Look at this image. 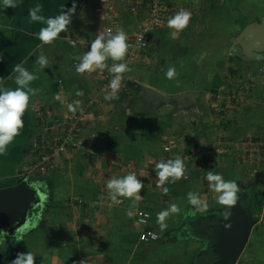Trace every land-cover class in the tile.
Masks as SVG:
<instances>
[{
    "label": "crops",
    "instance_id": "obj_1",
    "mask_svg": "<svg viewBox=\"0 0 264 264\" xmlns=\"http://www.w3.org/2000/svg\"><path fill=\"white\" fill-rule=\"evenodd\" d=\"M165 2L174 9V14L181 8L190 11V23L174 36V30L167 27L170 17L167 16L151 32L147 47L129 65L132 70L124 74L118 100L104 99L112 79L106 69L79 75L74 64L79 63L77 57L89 50L101 28L113 31L122 28L129 40L148 18L144 5L137 7L135 13L130 11L133 0H19L16 8L5 9L0 5L3 86L16 87L13 67L19 63L38 76L30 86L40 90L31 97L21 134L9 146L7 154L0 156V189L27 182L36 191L38 200L20 225L0 231V264H11L18 253L27 251L35 254V264H80L81 261L85 264H184L189 249L185 248V241L176 242L179 245L167 241L169 234L176 233L183 223L186 232L193 233V239L202 243L197 236L201 229L195 228V224L219 217L218 212L224 209L208 188L205 177L209 170L226 180L237 181L243 188L240 198L247 200L245 204L254 219L245 248V264H264V225L255 229V212L264 209V162H242L243 157L234 153V142L239 138L252 134L264 141V102L242 106L243 110L225 116L224 106L216 105L215 111L211 107L215 105H205L204 100L210 101L209 96L214 94L203 83L209 77V85L214 81L221 84L227 77L248 70V67L240 69L244 63L229 54L231 41L239 34L222 36L221 25L216 26L222 20L220 14L224 15L229 8L233 14L230 30L237 31L242 21L247 24L239 26L246 27L264 17L262 13L246 19L254 8L264 11V0ZM73 3L76 11L68 30L60 33L53 44H41L36 34L46 25L31 22L29 9L40 4L41 14L53 17L71 8ZM239 6L242 10L237 13L231 9ZM204 52L206 57L197 63ZM40 55L49 60L45 69L35 63ZM170 66L176 68V79L165 76ZM77 90H82L84 95L77 96ZM150 91L161 94L167 101L155 104ZM57 95L61 100L55 99ZM181 95L194 97L180 103L173 100ZM219 96L218 89L213 101L216 98L218 101ZM76 101L80 102L79 108L85 109L79 147L58 158L44 174L27 175L29 165L42 152L34 144L40 145L43 140L50 144L55 135L64 132L63 123L70 112L67 105H76ZM89 101L93 104L88 105ZM211 109L218 120L217 136H212L209 128L212 123L205 115ZM195 118L198 123L192 125L198 131H185L184 127L191 125ZM176 156L183 158L189 178L166 184L169 192L164 194L157 187L155 163ZM129 172H135L144 184L140 193L143 199L135 206L131 199L119 198V203L112 202L106 188L109 178ZM189 191L206 199L209 209L186 219L184 213L191 209L186 198ZM172 203L181 211L167 219V229L161 232L156 223L157 213ZM136 210L150 214L146 226L136 222ZM41 212L45 214L38 221L36 218ZM142 230L155 231L157 241L140 242L138 235ZM47 240L53 241V245L48 247ZM194 260L197 264L196 257Z\"/></svg>",
    "mask_w": 264,
    "mask_h": 264
},
{
    "label": "clouds",
    "instance_id": "obj_2",
    "mask_svg": "<svg viewBox=\"0 0 264 264\" xmlns=\"http://www.w3.org/2000/svg\"><path fill=\"white\" fill-rule=\"evenodd\" d=\"M0 5L5 9L16 8L19 5V0H0ZM43 6L36 4L29 9V18L33 23H41L46 25L41 27L36 34L37 38L43 45L53 44L60 36V33L68 30L72 16L76 11V4L73 3L71 8L63 10L60 14L53 17H45L42 15ZM191 12L181 8L173 16L167 20V27L174 30L173 35L186 29L191 20ZM139 46H143L140 44ZM133 47L128 42V35L122 29L117 27L115 31L112 28H101L92 40L89 50L77 57L79 63L75 66V71L79 75L91 74L97 71L103 72L105 69L111 74L107 87L110 89L104 96L105 100H118L119 90L122 87L125 79L124 74L132 69L128 63L124 62L129 50ZM207 53H201L197 63L202 62ZM111 60L113 63L109 65L107 62ZM35 63L40 69H45L49 66V60L45 55L37 57ZM15 73L14 82L16 87L7 88L3 86V78H0V156L6 155L9 146L19 136L24 128L23 117L31 104V97L37 95L39 89H34L30 85L38 79V76L26 69L22 64H15L13 67ZM166 78L172 80L178 77L175 66L168 67L165 72ZM179 81L177 80V85ZM77 96H83L82 90L76 91ZM57 100L61 97L57 95ZM63 102V101H61ZM78 106L79 101L75 102ZM69 111L75 112L76 107L73 104L67 105ZM155 173L157 177V187L163 189L164 194L169 192L166 184H175L182 178H186L187 166L180 156L167 160L161 159L155 163ZM208 182V188L215 193L217 204L223 206L224 210L220 213L223 220H229L232 216V208L237 205L240 200L241 188L235 180H226L221 174L209 170L205 177ZM109 199L114 203H119V198L131 199L133 206L143 199L140 194L144 188V184L138 178L135 172H129L121 177H111L106 182ZM187 202L191 209L184 213L185 218H195L198 214L206 213L209 209V204L206 199L202 198L199 193L189 191L187 193ZM180 207L172 203L167 208L162 209L157 213L156 223L160 231L164 232L167 229V219L179 214ZM132 215L131 212L128 213ZM226 229L231 228V224H224ZM6 234V233H5ZM2 244V242H0ZM35 254L31 251L26 253H18L17 257L11 264H35ZM80 264H85L81 261Z\"/></svg>",
    "mask_w": 264,
    "mask_h": 264
},
{
    "label": "water",
    "instance_id": "obj_3",
    "mask_svg": "<svg viewBox=\"0 0 264 264\" xmlns=\"http://www.w3.org/2000/svg\"><path fill=\"white\" fill-rule=\"evenodd\" d=\"M231 52L244 59L264 58V17L243 29L232 45ZM150 93L155 104L167 101L155 91ZM193 97L194 95H181L173 100L180 103L183 99ZM36 195V191L27 182L0 189V231H9L20 225L26 215L33 211L34 204L38 201ZM227 223L231 224L230 229L224 227ZM253 226L254 219L241 197L232 208L229 220H223L219 216L202 225L198 234L200 240L207 242V247L196 256V260L203 257L208 264H236L246 248Z\"/></svg>",
    "mask_w": 264,
    "mask_h": 264
},
{
    "label": "built area",
    "instance_id": "obj_4",
    "mask_svg": "<svg viewBox=\"0 0 264 264\" xmlns=\"http://www.w3.org/2000/svg\"><path fill=\"white\" fill-rule=\"evenodd\" d=\"M166 0H133L134 6L130 8L132 13H135L137 7L144 5L146 8L148 18L144 24H141L136 32L130 37L128 42L133 45L129 50L128 55L125 58L126 63L130 65L137 57L138 53L145 49L148 44L149 36L152 31L159 27L167 16L174 15V9L168 7ZM142 44L143 46H139ZM77 64H74V69ZM222 88L221 90H223ZM93 102L89 101L88 105H92ZM75 112H69L63 123L64 132L59 133L53 137L52 143H46L44 140L41 144H34L35 148H42L40 157L33 163H31L26 171L27 175L33 176L34 174H44L48 169L52 168L58 158L66 155L69 151H73L79 147V135L80 124L83 118L85 109L79 108L77 105ZM240 140L234 142L235 154L242 156V162L254 161L264 162V141H257L250 137L239 138ZM167 150V148H165ZM222 152V151H221ZM238 162H241L239 159ZM189 176L186 172V178ZM136 222L140 226H146L150 220V214L145 210L135 211ZM158 239V235L152 230H142L138 235V240L143 243L155 242Z\"/></svg>",
    "mask_w": 264,
    "mask_h": 264
},
{
    "label": "rangeland",
    "instance_id": "obj_5",
    "mask_svg": "<svg viewBox=\"0 0 264 264\" xmlns=\"http://www.w3.org/2000/svg\"><path fill=\"white\" fill-rule=\"evenodd\" d=\"M234 8H231V9L234 12H236V13H237V10H242L240 8V6L238 7V9H236V7H234ZM254 9L255 10L253 11V14H248L247 17H246V19L247 18L250 19L251 16L254 17V18L255 17H258L262 13H264V11L261 12L260 10H256V8H254ZM223 13H224V15L220 14L222 16V20H220V23L218 25H217V22H215V20H214V23L217 25L216 27H218L219 25H221V27H222V29H221L222 36H225V35H228V34H232L233 35L235 32H237V34H240V32L245 28V26H244L241 29L240 26H243V25L247 24V21H242L244 23H239L240 26L238 25L239 28L237 29V31L234 30V29L233 30H230V27L233 26V24L231 23V21L233 20V14L231 15L229 13V8H227V10L225 12H223ZM227 13H229V14L227 15ZM230 17H231L232 20L230 19ZM240 19L238 21H241ZM231 42L234 44L235 37H234V39H232ZM229 54L230 55H233L232 52H231V49L229 51ZM239 59L241 60L242 63H244L243 64L244 66L242 65L240 69L245 68V67H248V70L241 71V72L239 71L236 75H234V76L231 75V76L227 77L225 80L221 81V84H219V83L217 84L214 81V84L213 83L212 84L210 83V85H209V77L206 78V82H205V80L203 82L204 84H206V87L207 88L209 86L210 91L212 89L214 96L217 94L218 89L220 91V96L218 98V101H217V98L215 99L217 102L216 101H213V97L214 96L211 95V96H209L210 97L209 98L210 101L204 100L205 105H215V106H211V107H213V109L215 111L218 108L216 105H222V106H224L225 107V110H224L225 112H223V113H225V116H228L230 114V112H232V111L239 112L240 111L239 109H242L243 110L242 106H244V107H246V106L251 107L253 105H262V102H264V58H254V59L239 58ZM226 65H229V63H227ZM226 67H229V66H226ZM197 80H199V78L196 79L195 82ZM200 82H202V80ZM221 86L224 87L223 90H220V87ZM214 110L211 109L209 112L205 113V115H206L208 121L210 123H212L211 126L209 127L211 129V131H212V136L213 135L217 136V135H219V133H215V131H216V128L218 127L217 126V121L218 120H217V116H214L216 114ZM194 113L195 112L193 111L192 114H194ZM195 121H197V118H195L193 120V122L192 121L190 122L191 125L189 124L187 127H184L185 131H187V132L188 131H191V130L198 131L196 129H193L192 123H194V125H195V123H198V122H195ZM242 134H244V133H241L240 132V135H242ZM190 135H192V134H190ZM250 136H251L250 138H252V139H258V138H260V137H258L256 135H252V134H250ZM237 140L239 141L240 139H237ZM258 140L260 141V139H258ZM173 143H175V142H173ZM241 189L243 190V188H241ZM246 191H249V190H245V192ZM245 201H246V204H247V200H245ZM69 206H71V205H69ZM69 208H72V207H69ZM77 209H79V206H78ZM223 210H221L220 212H218L219 216H220V213ZM42 212L37 215V218L36 219H38V221L42 218L43 214H45V213H42ZM72 213H73V210H71L70 215ZM262 218H264V209H261V210L255 212V222H256V224H255L256 225V228L255 229H258L261 225H264V220L261 221ZM183 225L184 224L181 223L178 226L179 227L178 228L179 230H177L176 233L169 234V237L167 238V241L174 242V243L185 241L184 242V245H186L185 248L187 250L189 249L188 250L189 251V253H188L189 255H187L188 259L185 260V263L184 264H194L195 263L194 258L196 257V254L198 252H201L203 250L204 243L203 242L200 243V241L194 240L193 239V233L191 234L188 231L186 232V226L184 228ZM259 230H262V228H260ZM185 234H189V235H185ZM199 235L200 234L197 233L198 238H199ZM50 240H47V242H48L47 243V246L48 247H50V246L53 245V241H50ZM185 243H187V244H185ZM176 244H178V243H176ZM50 250H52V249H50ZM64 253H66V252H64ZM245 255H246V249L242 253V255L239 258V260L236 262V264H245V262H246L245 261V257H246ZM64 256L65 255H63V257ZM79 261L80 260H78V262Z\"/></svg>",
    "mask_w": 264,
    "mask_h": 264
},
{
    "label": "flooded vegetation",
    "instance_id": "obj_6",
    "mask_svg": "<svg viewBox=\"0 0 264 264\" xmlns=\"http://www.w3.org/2000/svg\"><path fill=\"white\" fill-rule=\"evenodd\" d=\"M205 223H207V221H198L196 224H195V228H199V229H201L202 228V225L203 224H205ZM202 230V229H201ZM201 242H203L204 243V250L206 249V247H207V242L206 241H201ZM203 252V251H202ZM197 261V260H196ZM197 264H208L207 262H205L204 261V259H203V257H201L200 259H198V261L196 262Z\"/></svg>",
    "mask_w": 264,
    "mask_h": 264
}]
</instances>
